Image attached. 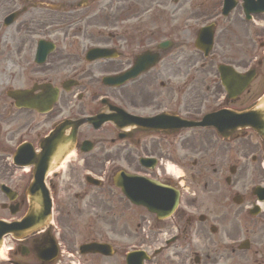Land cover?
I'll list each match as a JSON object with an SVG mask.
<instances>
[{"label":"flooded vegetation","instance_id":"1","mask_svg":"<svg viewBox=\"0 0 264 264\" xmlns=\"http://www.w3.org/2000/svg\"><path fill=\"white\" fill-rule=\"evenodd\" d=\"M34 1L0 0V220L17 222L26 213V190L40 153L47 163L50 155L68 156L64 167L70 186H75L74 170L78 182L82 170L101 174L115 160L126 170L160 178L166 160L185 165L195 154L192 167L215 174L224 170L229 156L233 162L228 172L233 173L218 185L216 181L179 184L180 199L169 218H150L147 226L146 215L140 214L139 246H154L156 256L149 264H264V200L254 192L255 186L264 187V152L259 143L250 149L241 146L240 129L232 130L228 139L211 127L174 130L208 113L248 106L264 90V73L257 70L261 61L240 66L236 48L240 2L234 0L233 10L221 17L217 11L222 0H84L80 7L63 0L65 5L56 9ZM199 3L204 4L198 7L201 14H193ZM92 6L94 12L88 15ZM179 12L186 14L183 21ZM10 13L16 15L5 25ZM210 22H214L213 44L204 55L193 43L198 29ZM230 33L239 36L234 35V44ZM94 47L112 52L107 58L89 59L87 52ZM220 64L239 76L225 78L224 85ZM248 68L255 75L244 92L235 94L232 90ZM122 73L131 77L120 85L103 83L105 76ZM54 93L56 99L51 101ZM109 105L126 114L122 137L111 123L98 129L79 123L82 117L99 113L113 119ZM163 114L170 119L164 123L167 126L158 118ZM111 129L117 139L106 141ZM195 138L204 145L214 142L211 153L207 148L210 158L205 147L203 151L201 144L191 143ZM176 139L180 142L174 145ZM83 147H88L85 153ZM249 151L252 157L247 159ZM141 154L156 159L151 168L138 165ZM64 159L55 157L53 163L61 168ZM52 178L47 177L46 183L56 196ZM1 185L8 189L2 191ZM129 226L127 218L118 231L124 244L110 241L112 245L128 243ZM60 233L51 225L36 231L15 227L6 236L11 245L8 264H78ZM93 261L121 264L100 255Z\"/></svg>","mask_w":264,"mask_h":264},{"label":"rangeland","instance_id":"2","mask_svg":"<svg viewBox=\"0 0 264 264\" xmlns=\"http://www.w3.org/2000/svg\"><path fill=\"white\" fill-rule=\"evenodd\" d=\"M201 5V7H204L203 3H199V5L197 6V9L193 10V14L197 13V14H201V10H199V6ZM179 16V20L183 21L186 17L185 13H178ZM178 25H181L180 22H178ZM257 28H260V30H257ZM235 29H237V27H235ZM232 31H235L232 28ZM231 31V32H232ZM240 32V42L236 45L237 48V52L238 55L240 56L242 63L240 64L241 68H246L244 65L247 62H257L259 60L260 57V51H259V47H258V43L261 40H264V34H262V32L264 31V15H260L257 16L255 18V23H245V22H241L237 32ZM234 35H236L235 33H230L229 36L231 39H233V44H234V40L239 39V36H237V39H234ZM233 37V38H232ZM230 43V40H229ZM232 44V45H233ZM258 71H260V73H264V66L263 63L261 64L260 67H258L257 69ZM245 140H242L241 142V146L250 149L251 148V144H253V142H255L258 138L254 137L252 134H248L247 136H245ZM202 141V140H201ZM202 147H206V145L201 144ZM202 148V149H203ZM250 152V151H249ZM251 154L248 155L247 159L250 157ZM225 162L226 164L232 163L233 160L229 159V156H227V158H225ZM188 165L186 166L187 171L186 172H191V170L194 171V169H188ZM176 170V166L172 167L171 169ZM172 169V170H173ZM227 169V168H226ZM76 170H74L72 172V181L73 184H78L76 187H73V189L69 190L68 187H66V191L65 192H61L60 196L58 198H56V204H55V215L59 216L58 212L60 213H64V210L69 209L70 212L72 213V216H70V219H72V221H76V225L73 224V228L74 229H86L88 230L90 227L88 226L90 221H91V215L93 214H99V213H105L106 215H109L111 212H106V209L108 208V202L112 201V197L116 198L117 197V193H115L114 191L111 190H103V191H99L96 192L94 190H90L88 191V195L87 197L80 201L77 200V202H75V206L78 207L80 209V211L73 209V204L74 201L73 199H69L68 196H73V194L75 192H79L80 195V190L83 188V184L84 181L81 179L80 180V176L78 177V182L76 181ZM83 173V172H82ZM81 173V174H82ZM226 174V172H225ZM210 178H212L213 180H215L216 176L215 175H209ZM222 178V177H221ZM256 179V178H255ZM61 179H59L57 181V183L60 182ZM216 180H219V175L217 176ZM53 181V180H52ZM62 183H64V186L66 185V183L68 181L66 180H62ZM62 186H60L61 188ZM86 187V186H85ZM86 189H88V187H86ZM106 189V187H105ZM121 205L122 203H118L117 207L118 209H115L118 212V215L121 216L122 214H120L121 211ZM113 209V208H112ZM116 225L118 226V223H116ZM112 228H114V225L111 226ZM116 229V228H115ZM84 238V237H82ZM65 243V242H64ZM67 244V243H65Z\"/></svg>","mask_w":264,"mask_h":264},{"label":"water","instance_id":"3","mask_svg":"<svg viewBox=\"0 0 264 264\" xmlns=\"http://www.w3.org/2000/svg\"><path fill=\"white\" fill-rule=\"evenodd\" d=\"M230 114L231 115L227 116L226 122H228L227 120L231 119L232 121L230 123L236 124L242 128L250 127L254 129V131L261 136V139L264 143V94L251 108L241 112H232ZM222 124L223 122L217 124L214 123V125L219 128ZM132 182L137 183V181L133 180ZM116 185L120 186L123 192L128 193L129 195L132 194V191H130L131 188L129 187L131 184H129V186H122L119 182H116ZM30 204V214L34 215L38 209V205L35 200H32Z\"/></svg>","mask_w":264,"mask_h":264}]
</instances>
